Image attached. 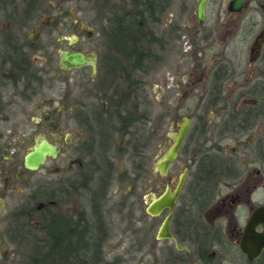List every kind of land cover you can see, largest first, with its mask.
Returning a JSON list of instances; mask_svg holds the SVG:
<instances>
[{
    "label": "flooded vegetation",
    "instance_id": "1",
    "mask_svg": "<svg viewBox=\"0 0 264 264\" xmlns=\"http://www.w3.org/2000/svg\"><path fill=\"white\" fill-rule=\"evenodd\" d=\"M51 1L0 0V90L9 87L27 109L39 111L28 116L32 128L22 134L17 147L8 139L12 131L0 138V264H21V257L17 263L6 262L19 248L9 252L2 243L15 239L19 246L28 208L36 239L34 264H82L87 214L94 218L93 243L96 248L100 245L99 251H133L141 256L146 252V264H226L231 255L227 250L233 244L240 250L246 222L263 204L251 200L258 189L263 191L261 171L252 169L240 179L244 168L234 160L238 149H228L223 142L248 146L254 135L243 137L264 118V0H244L239 10L230 9V0H206L200 22L195 15L197 0H192V8L187 0H97L101 17L96 36L88 23L74 17L82 9L72 11V0ZM109 12L112 41L102 33L106 24L101 21ZM136 13L141 16L135 24ZM43 30L54 33L44 45L36 40ZM62 51L94 53V73L90 64L60 68ZM172 51L176 53L172 71L163 69L159 74L160 66H170L166 58ZM50 61L54 68H48ZM85 69H89L87 82H75L72 77ZM45 76L62 82L60 102L38 99ZM152 83L164 90L157 111L149 95ZM74 86L80 87L77 98L72 95ZM167 92L175 94L173 103ZM61 112V120L53 118L52 113ZM183 116L190 117L189 127L166 175L159 176L153 171L151 152L157 159L167 150L172 142L169 134ZM39 134L61 150L36 170H27L22 157L28 148L19 157L18 147L28 137L32 145ZM61 153L60 172L56 167L45 169L54 176L34 179L24 203L5 212L7 197L30 185L29 176ZM180 157L187 163L172 181L170 170ZM214 160L217 168L211 167ZM184 168V182L167 224L173 239L159 238L157 230L168 209L157 216L145 213L146 195H141V212L136 215L130 185L154 173L162 178L164 189L167 182L175 184ZM231 182L227 187L233 193H217L222 183ZM114 213L125 226L112 239L109 217ZM44 239L46 254L38 251ZM238 253L239 264H264V250L254 260L241 250ZM102 254L101 264L127 260L119 253L110 260Z\"/></svg>",
    "mask_w": 264,
    "mask_h": 264
},
{
    "label": "rangeland",
    "instance_id": "2",
    "mask_svg": "<svg viewBox=\"0 0 264 264\" xmlns=\"http://www.w3.org/2000/svg\"><path fill=\"white\" fill-rule=\"evenodd\" d=\"M55 0H52V2H54ZM187 2H189L190 8H192L193 3L192 0H187ZM173 4H176V1L173 2ZM100 4H98L97 0H82V1H70V7L72 9V11L76 8V9H82L81 12H78V16L75 15L74 17L76 18H80L84 21V23H88V29L90 31H92V36H96V30L99 27V23L100 20L99 18L101 17L98 14V9L100 8ZM176 5H173V8H175ZM98 8V9H97ZM106 9H109V6H106ZM210 12H213V10H210ZM108 15V16H107ZM109 17V13L105 14L103 16V20L101 21V23L104 25V23L107 26V22H105V18ZM165 17V16H164ZM163 17V20H164ZM172 19H175V17H172ZM178 19V17H177ZM43 19L40 20L39 24H41ZM162 20V21H163ZM209 23V22H207ZM36 33L38 34V32L36 31ZM54 33H47L44 30L40 31L38 34V37L36 40L39 41V44H43L48 42V37L53 38ZM172 44V40H170V45ZM89 47V46H87ZM175 48V47H174ZM38 53V52H37ZM36 53V54H37ZM41 53V52H40ZM38 53L39 56H41V54ZM103 53V49L99 50V54L102 55ZM175 51H172L171 53L167 54V60L170 62V66H165V67H159L158 68V72L159 74L161 73V71H163V69H170L172 71L173 69V58H175ZM54 57V61H55V53L53 55ZM54 61H50L49 62V66L48 68L51 69L54 68ZM41 66H43V64L39 63ZM48 69V70H49ZM102 71V70H100ZM52 73V71H51ZM49 73V74H51ZM79 75H74L72 77V79L77 82V83H85L87 82L88 76H89V69H85L82 70L81 72H79ZM41 75V74H39ZM185 76V75H184ZM43 78V82L41 84H39V88H40V92L38 94V99H40V97H43L45 99H50L53 102H60L61 97H63V84L61 81H59V79H54L51 80L50 78H47V76L42 77ZM1 91L0 94V138H2V134L4 136L9 135V133L12 131V134L9 135V140L13 141L14 143H16V147L19 139L22 138V136L25 134L27 135L29 133V130H31L32 128V122L31 120L28 118V116H36L38 114V109H32L30 107V110L27 109L28 107H26V104L24 101H22V99L18 96H13L10 88H6L4 87ZM80 92V87L79 86H74L73 88V92L72 95L77 98ZM164 93V90L162 88V86L159 85H153L150 84L149 85V95H150V100H151V104H152V108L156 110L157 107V101L160 99V95ZM167 97L168 99L173 103L175 100V94L171 93V92H167ZM55 104H53L52 107H54ZM156 106V107H155ZM157 111V110H156ZM53 114V118L55 119H62V112L59 114L56 113H52ZM23 134V135H22ZM250 135H254V140H252L250 142V144L248 146L246 145H242V144H237L234 141H225L223 142V146H227L228 149L231 148H236L237 150V154L236 157L234 158L235 162L237 163V167L240 168H244L243 169V175L241 176L240 179H242L245 175V173L252 171V169H258L259 171H261L262 176H264V145L262 143V141H264V118L262 119V121L258 122L257 126H255L253 128V130L251 131V134L244 136L243 139L245 138H249ZM3 139V138H2ZM1 140V139H0ZM2 142V141H0ZM31 145V137H28V139H24V142L21 143V145L18 147L19 149V157L23 154V152ZM16 150V149H15ZM153 153L151 152L152 156L150 157L151 160L150 161H154L155 157H153ZM226 154H228V152H226ZM63 154L61 153L59 155V157L53 161H49L46 163V165L44 166V168L40 171H35L31 176H29V184L26 187H22L21 188V192L15 194L13 196L7 197L6 199V206H5V212L7 211V209L9 210L10 208H12L15 204L20 203L21 201L24 203L27 194L30 192V187L31 184L33 182L34 179L39 178L40 180H44L48 175L49 177H53L54 175H51L53 173V171L47 172L45 171V169H49V170H53L54 167H56L59 172L60 169L62 168L63 165V161L62 158ZM187 163V161L183 158L180 157L179 160H177L171 167L170 170V180L174 181L177 177V174L179 173V171L181 170V167L183 165H185ZM57 172V171H55ZM59 172L55 175H58ZM240 181V180H239ZM136 183V182H135ZM229 184L231 183H227V184H221L217 190V193H219L220 195H223L224 193H233V190H229V188L227 187ZM243 185V183H242ZM247 186H245L246 188ZM250 186H248L249 188ZM131 188V193H130V200L134 202V207L136 209V215L140 214V210L138 208V199L141 198V195L145 196L146 198L149 197V194H154L157 195L160 193V191L163 188V180L162 178H160L159 176H157L154 173H150V174H146L144 176V178H142L141 181L137 182L135 185L131 184L130 185ZM146 190V194L144 193ZM244 190V187H243ZM239 191V190H238ZM118 195L113 196L112 199L117 198ZM252 203L257 205V204H262L264 203V192L262 190H259L253 195L252 197ZM24 218H22V221ZM109 220L111 221V226H112V232H113V237L111 236L112 239H115L114 237H116L117 235H119L120 233H122V228L125 226V222H121L119 220V215L117 214H111V216L109 217ZM243 220V217L242 219ZM217 222H221L222 224L225 223V221L223 219H219ZM22 227L21 228V233L24 232L23 230H27L30 231V234H32L33 236V232H32V225L31 223H22L21 224ZM28 226H31V229L28 228ZM29 237H31L29 235ZM30 239V238H29ZM111 239V240H112ZM110 240V241H111ZM114 241V240H113ZM113 243V242H112ZM1 245V244H0ZM2 245H5L7 248L6 250L9 251V249L13 250V249H17L19 248L18 251L13 252L12 254L8 255V259H6V262L8 263V260L12 259V263H17L18 262V258L21 257V264H24L23 261V255L26 253V251H24V241L21 245L16 246L15 245V240H10L7 239V242H5V244L2 243ZM27 247V246H26ZM25 247V249H26ZM217 251L220 249L218 247H216ZM221 251H224L222 249H220ZM6 251V252H8ZM227 251L231 252V255L226 256L227 259L225 260V263H242V259L241 256L239 255L238 251H240L238 249V247L233 244L231 246L230 249H228ZM12 252V251H9ZM22 253V256H21ZM103 253L105 254V257L107 260H110L111 256L114 253H119V254H123L127 260L125 262H123L122 264H138V262L142 261L141 263L146 264V252H144L141 255H139V252H129L128 254H126V252L124 253L123 251H103ZM139 257H141V259H139Z\"/></svg>",
    "mask_w": 264,
    "mask_h": 264
},
{
    "label": "water",
    "instance_id": "3",
    "mask_svg": "<svg viewBox=\"0 0 264 264\" xmlns=\"http://www.w3.org/2000/svg\"><path fill=\"white\" fill-rule=\"evenodd\" d=\"M206 0H197L195 6V15L200 22L204 18V5ZM244 0H230V9L239 10ZM95 54H83L81 52L62 51L59 54L57 64L62 69L77 68L86 64L92 66L94 73ZM67 64V65H65ZM190 117L183 116L177 121V128L175 132L170 133L172 142L167 150L153 162V171L159 176H165L171 162L176 158L179 146L189 127ZM61 148L57 144L50 143L39 134L34 143L28 147L22 157V165L27 170H36L44 161L46 157L55 158L60 152ZM187 169L184 168L182 173L178 176L175 184L171 186L168 182L164 189L157 194H150L149 199L144 204V212L157 216L162 210L168 209V213L159 225L157 236L159 238L173 239L172 235L167 232V224L170 217V212L174 201L176 200L181 186L184 182ZM264 191V184H263ZM261 226L262 231H257L256 227ZM240 250L248 257L249 260L256 259L261 251L264 250V203L259 205L250 215L246 222L244 233L241 241H238ZM178 247V246H177Z\"/></svg>",
    "mask_w": 264,
    "mask_h": 264
},
{
    "label": "trees",
    "instance_id": "4",
    "mask_svg": "<svg viewBox=\"0 0 264 264\" xmlns=\"http://www.w3.org/2000/svg\"><path fill=\"white\" fill-rule=\"evenodd\" d=\"M140 16L141 15L140 14L137 15V13L134 16L135 17V20H134L135 24L138 22L137 20H140ZM152 19H154V17H152ZM111 23H112V17H111L110 12H109V17H107V26L102 30L104 38L109 40V41H112V38H113V33L111 30V26H110ZM262 143L264 145V141H262ZM218 162H219V164L221 163L220 161H218ZM216 164H217V160L211 161V167H216ZM205 166H207V165H205ZM232 167H233V165H232ZM222 176H223V174H222ZM225 178L226 179L229 178L228 175H226ZM30 212L31 211L29 210V208L24 209V213H23L24 219L23 220H26L25 223L30 224V222H28L29 218L31 216ZM86 222H87L86 226L88 229V233H87L85 244H84L85 245V251H83V254L85 256H84L82 264H101L102 261L104 260L103 254H102L103 251H99L100 245L96 248V246L93 243L95 231L92 227V224L94 222V218L91 215L87 214ZM21 228L22 227H20V229H19L18 243H19V245H21L24 241V251H26V253L23 255L24 264H34V251H36V245H35L36 239L32 236V234H30V231L23 230L24 232L21 233ZM28 228L31 229V226H28ZM29 235L31 237H29ZM41 242H42V244L39 246L38 251H43V253L46 254L47 253V251H46L47 250V241H46V239H44V240H41ZM25 247H26V249H25ZM56 252L66 253L68 251H57L56 250Z\"/></svg>",
    "mask_w": 264,
    "mask_h": 264
}]
</instances>
